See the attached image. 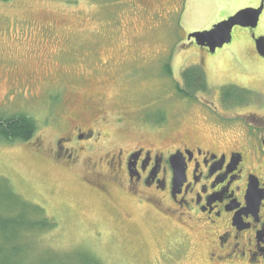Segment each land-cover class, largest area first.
<instances>
[{"label": "rangeland", "instance_id": "1", "mask_svg": "<svg viewBox=\"0 0 264 264\" xmlns=\"http://www.w3.org/2000/svg\"><path fill=\"white\" fill-rule=\"evenodd\" d=\"M257 2L189 0L183 21L169 20L168 28L159 27L154 16L118 5V0H0V116L29 113L41 129L29 142L0 139V182L42 210L30 219L46 217L51 225L22 232L16 242L26 248L23 259L28 264H206L200 234L189 233L186 242L185 228L129 195L114 188L107 198L95 192L83 181L85 165L66 169L49 158V150H38L36 141L42 138L49 147L53 140L44 121L54 112L48 103L59 97L67 102L69 117L109 120L102 130L111 137L110 150L129 138L139 145H158L219 133L193 113V102L177 93L175 80L200 58L211 57L188 43L189 35L207 32ZM260 22L256 36L264 35V19ZM154 24L157 31H151ZM232 34V42L216 53L214 62L223 64L214 69L213 86L219 88L231 76L251 85L263 82L264 59L253 55L251 33L237 27ZM155 53L159 61L146 62ZM136 57L146 59L133 61ZM161 123L171 125L170 130L155 134ZM6 204L4 200L0 207ZM10 205L12 211L2 212L19 214ZM129 214L133 218L126 223Z\"/></svg>", "mask_w": 264, "mask_h": 264}, {"label": "flooded vegetation", "instance_id": "2", "mask_svg": "<svg viewBox=\"0 0 264 264\" xmlns=\"http://www.w3.org/2000/svg\"><path fill=\"white\" fill-rule=\"evenodd\" d=\"M149 1L118 0V5L141 16H154L155 23L162 27H170L171 21L181 23L190 7L189 0H153L150 5ZM257 1L255 9H260L263 0ZM159 27L155 25L151 31ZM246 30L253 39V55L264 59L254 40L264 35L256 36V29ZM188 43L196 44L194 39ZM201 48L211 55L196 61L206 78L205 88L195 85V95L187 96L186 81L181 76L174 79L179 85L176 90L193 102L192 111L201 116L203 125L217 128L219 133L190 135L158 145H139L129 138L110 150L107 142L111 137L102 130L109 120L94 116L87 122L75 114L69 117L65 113L68 104L59 97L48 103V109L54 112L44 121V129L54 133L53 140L48 147L40 138L37 149L49 150V158L66 169L82 170L85 165L83 181L104 197L112 196L114 188L158 216H165L172 225L176 221L188 232L184 233L186 242L189 233L200 234L206 264H264V87L254 85H264V81H255L252 86L231 76L220 82L219 88L214 87L212 74L223 62H214L219 50L212 54L209 48ZM157 54L154 60L146 57L145 61L158 62ZM144 59L136 57L133 61ZM140 63L134 66L142 71ZM171 66L169 63L167 68ZM170 128L161 123L154 131L164 135ZM40 131L38 122L32 139ZM227 132L232 134L231 139ZM132 218L129 214L124 222Z\"/></svg>", "mask_w": 264, "mask_h": 264}, {"label": "trees", "instance_id": "3", "mask_svg": "<svg viewBox=\"0 0 264 264\" xmlns=\"http://www.w3.org/2000/svg\"><path fill=\"white\" fill-rule=\"evenodd\" d=\"M182 77L186 81L187 96L195 95V91L192 90L195 85H198V88L200 86L205 88L206 78L199 67H187ZM178 88L179 85L176 83V89ZM37 131L38 122L29 113L17 112L4 117L0 116V139L4 141L29 142ZM4 200L7 202V207H0V264H28L23 259L26 248H22L16 242L20 240L22 232L44 231L50 229L51 225L46 217L43 220L30 219L32 213L41 215L42 210L23 201L6 181L0 182V203ZM10 203L16 205L19 214L13 216V213L5 215L2 212V210L6 212L13 210Z\"/></svg>", "mask_w": 264, "mask_h": 264}, {"label": "water", "instance_id": "4", "mask_svg": "<svg viewBox=\"0 0 264 264\" xmlns=\"http://www.w3.org/2000/svg\"><path fill=\"white\" fill-rule=\"evenodd\" d=\"M264 10V0L260 9L249 8L246 10L239 11V13L227 21L218 23L211 30L203 33L191 34L188 40L194 39L196 44L200 47L209 48L210 53L214 54L217 50L224 48L229 45L233 40V30L237 27L245 29H257L259 26L260 17ZM255 44L257 45L258 54L264 57V36L256 39L254 37ZM252 190L249 192L251 193Z\"/></svg>", "mask_w": 264, "mask_h": 264}]
</instances>
